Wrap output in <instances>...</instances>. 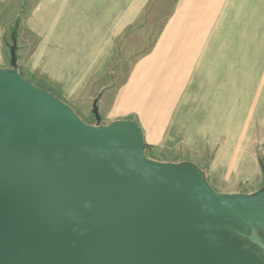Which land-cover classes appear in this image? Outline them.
Masks as SVG:
<instances>
[{"label":"water","instance_id":"water-1","mask_svg":"<svg viewBox=\"0 0 264 264\" xmlns=\"http://www.w3.org/2000/svg\"><path fill=\"white\" fill-rule=\"evenodd\" d=\"M143 140L0 72V264H264V190L211 195Z\"/></svg>","mask_w":264,"mask_h":264},{"label":"rangeland","instance_id":"rangeland-1","mask_svg":"<svg viewBox=\"0 0 264 264\" xmlns=\"http://www.w3.org/2000/svg\"><path fill=\"white\" fill-rule=\"evenodd\" d=\"M41 2L0 0L1 73L44 92L88 128L138 123L145 159L187 170L211 195L264 190V0H137L133 17L75 86L31 64L40 41L30 23ZM181 41L188 42L183 49ZM200 55L206 64L192 88ZM213 65L229 69L234 85L244 80V87H223L234 92V102L232 119L220 123L208 120L203 107L223 90L211 85ZM227 145L228 160L215 168Z\"/></svg>","mask_w":264,"mask_h":264},{"label":"crops","instance_id":"crops-1","mask_svg":"<svg viewBox=\"0 0 264 264\" xmlns=\"http://www.w3.org/2000/svg\"><path fill=\"white\" fill-rule=\"evenodd\" d=\"M138 8L137 0H42L35 9L34 19L30 23L40 41V47L35 58L31 59V64L48 73L53 80L75 86L84 72L98 62L112 36L133 17ZM209 40L211 41V38ZM187 44L188 42L181 41V48ZM211 47L216 51L215 35L212 37ZM198 52L201 53L200 43ZM205 64L206 61L203 63L200 55L196 70L198 76L196 75L197 79L192 81V88L198 81L200 82L201 68ZM212 70L215 73L211 85L213 88L223 90L216 94L218 98H208L203 107L208 120L215 122L220 120L217 122L220 123L222 120L232 119L234 102V92L226 91L223 87L227 85V89L229 85L231 90L234 86L244 87V80L241 77L240 82L237 80L240 85H234V77L229 74V69L213 65L209 73ZM137 80L138 77L134 82L137 83ZM136 86L134 84L131 91L134 97ZM225 98L228 103L230 101V107L227 104L226 109L223 106ZM145 101L146 97L140 94L142 106L146 104ZM197 110L198 107L194 112L197 113ZM228 154L227 145L218 153L215 168L226 163Z\"/></svg>","mask_w":264,"mask_h":264},{"label":"bare ground","instance_id":"bare-ground-1","mask_svg":"<svg viewBox=\"0 0 264 264\" xmlns=\"http://www.w3.org/2000/svg\"><path fill=\"white\" fill-rule=\"evenodd\" d=\"M223 32V31H222ZM260 50V49H259ZM259 55V54H258ZM256 56V55H255ZM256 58V57H255ZM258 79V78H257ZM262 83H264L263 81H262ZM264 89V88H263ZM264 97V96H263ZM207 218H208V220H211V217H210V215L209 214H207Z\"/></svg>","mask_w":264,"mask_h":264},{"label":"flooded vegetation","instance_id":"flooded-vegetation-1","mask_svg":"<svg viewBox=\"0 0 264 264\" xmlns=\"http://www.w3.org/2000/svg\"><path fill=\"white\" fill-rule=\"evenodd\" d=\"M244 242V241H243ZM244 244H245V242H244ZM264 254V253H263Z\"/></svg>","mask_w":264,"mask_h":264}]
</instances>
